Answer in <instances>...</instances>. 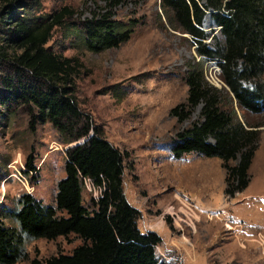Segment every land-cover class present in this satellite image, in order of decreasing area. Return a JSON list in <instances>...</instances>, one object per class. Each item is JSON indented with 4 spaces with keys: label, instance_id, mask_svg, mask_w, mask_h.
<instances>
[{
    "label": "trees",
    "instance_id": "1",
    "mask_svg": "<svg viewBox=\"0 0 264 264\" xmlns=\"http://www.w3.org/2000/svg\"><path fill=\"white\" fill-rule=\"evenodd\" d=\"M37 1L0 0V104L6 109L23 108L31 130L47 121L63 142L82 140L64 148V174L55 183L53 203L26 191L18 194L16 207L0 203V264L24 257L28 239L69 233L80 238L70 251L34 256L28 264H170L155 252L160 235L138 228L139 211L125 197L122 173L128 153L106 139L76 103L74 77L81 62L45 45L53 26L73 10L63 5L34 14ZM114 2L92 9L79 21L87 50L117 46L129 38L131 27L112 17ZM158 3L168 26L185 32L197 55L187 63L185 97L169 108V114L182 121L198 104V117L175 132L169 151L173 158L190 151L219 158L222 193L232 197L249 181L259 130L256 124L238 119L231 102L240 110L264 109V0ZM206 60L217 66L220 87L204 78ZM111 91L120 97L116 88ZM225 97L228 108L222 106ZM23 164V172L34 170L30 153ZM84 180L98 190L87 204L81 197ZM2 216L12 218L15 225H6Z\"/></svg>",
    "mask_w": 264,
    "mask_h": 264
},
{
    "label": "rangeland",
    "instance_id": "2",
    "mask_svg": "<svg viewBox=\"0 0 264 264\" xmlns=\"http://www.w3.org/2000/svg\"><path fill=\"white\" fill-rule=\"evenodd\" d=\"M110 1L38 0L32 10L44 14L63 5L73 10L53 26L45 45L78 58L81 66L74 77L78 107L90 114L106 139L128 153L122 186L126 199L139 211L138 228L160 235L155 252L170 264H264L259 237H264V109L240 110L231 102L238 119L256 124L259 138L247 185L226 197L219 158L194 151L173 158L169 151L175 132L198 117V104L182 121L169 114V108L185 97L187 63L197 59L193 44L168 26L158 0H116L110 7L112 17L131 27L129 38L117 46L87 50L79 21ZM208 22L206 19L205 28L210 27ZM2 34L0 28V38ZM203 76L216 87L222 85L211 60L203 62ZM113 88L120 97L113 94ZM222 106H230L228 97ZM27 118L23 108L6 109L0 104V203L9 208L17 206L16 198L23 191L53 203L55 183L64 174V148L81 141L63 142L47 121L31 130ZM28 153L34 170L23 172ZM97 193L87 180L83 182L84 204ZM191 198L196 205L191 227L164 213L167 204L176 206ZM1 219L6 225H15L10 217ZM229 224L233 230L228 229ZM79 242L72 233L53 239H28L26 255L12 264H28L34 256L68 252ZM251 253H256L254 261Z\"/></svg>",
    "mask_w": 264,
    "mask_h": 264
},
{
    "label": "built area",
    "instance_id": "3",
    "mask_svg": "<svg viewBox=\"0 0 264 264\" xmlns=\"http://www.w3.org/2000/svg\"><path fill=\"white\" fill-rule=\"evenodd\" d=\"M195 206L196 205L194 199L191 198V201H186V203L180 202L176 206L172 204H167V206L164 209V213L170 216L174 220L176 219L182 220L184 223L188 224L191 227L190 223H192V218L195 214V210H194V208H196ZM259 235L260 234H258V236ZM259 237H261L260 240L261 247L264 248V237L262 235Z\"/></svg>",
    "mask_w": 264,
    "mask_h": 264
},
{
    "label": "crops",
    "instance_id": "4",
    "mask_svg": "<svg viewBox=\"0 0 264 264\" xmlns=\"http://www.w3.org/2000/svg\"><path fill=\"white\" fill-rule=\"evenodd\" d=\"M192 199H194V198H192ZM215 216H217V215H215ZM218 218L221 219V217H219V216H218ZM229 226H230V228H228V229H232L233 230L234 226L232 227L230 224H229ZM251 254L253 255V253H251ZM255 255H256V253H255ZM255 255L252 256L253 261L256 259V258L254 259Z\"/></svg>",
    "mask_w": 264,
    "mask_h": 264
},
{
    "label": "water",
    "instance_id": "5",
    "mask_svg": "<svg viewBox=\"0 0 264 264\" xmlns=\"http://www.w3.org/2000/svg\"><path fill=\"white\" fill-rule=\"evenodd\" d=\"M159 1V0H158ZM181 34H183V35H186V33L185 32H181ZM82 140V139H81Z\"/></svg>",
    "mask_w": 264,
    "mask_h": 264
}]
</instances>
